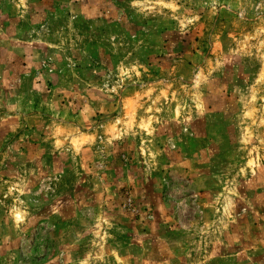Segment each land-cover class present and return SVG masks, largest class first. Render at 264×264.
Here are the masks:
<instances>
[{
    "label": "rangeland",
    "instance_id": "1",
    "mask_svg": "<svg viewBox=\"0 0 264 264\" xmlns=\"http://www.w3.org/2000/svg\"><path fill=\"white\" fill-rule=\"evenodd\" d=\"M0 264H264V0H0Z\"/></svg>",
    "mask_w": 264,
    "mask_h": 264
}]
</instances>
